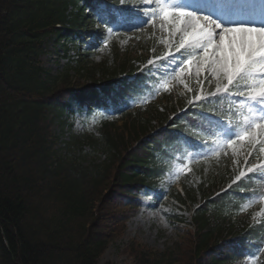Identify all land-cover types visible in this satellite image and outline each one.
<instances>
[{
  "label": "trees",
  "instance_id": "1",
  "mask_svg": "<svg viewBox=\"0 0 264 264\" xmlns=\"http://www.w3.org/2000/svg\"><path fill=\"white\" fill-rule=\"evenodd\" d=\"M84 1L0 0V264H100L135 214L137 198L168 164L169 151L162 147L170 135L154 129L174 108L171 97L162 111L153 105L119 127L105 128L102 162L76 153L68 157L57 148L51 130L55 108H63L68 96L98 98L96 83L114 91L118 72L133 69L131 57L119 51L116 66H102L100 77L96 67L86 69L89 82L42 66L49 36L69 38L89 28ZM123 94L117 90L112 98ZM71 144L76 151L78 143ZM220 182L211 176L201 185L203 194L209 198ZM221 205L204 204L194 230L166 250L133 241V264H240L230 239L246 230L264 236V227L250 229L247 219L232 220Z\"/></svg>",
  "mask_w": 264,
  "mask_h": 264
},
{
  "label": "rangeland",
  "instance_id": "2",
  "mask_svg": "<svg viewBox=\"0 0 264 264\" xmlns=\"http://www.w3.org/2000/svg\"><path fill=\"white\" fill-rule=\"evenodd\" d=\"M123 3L130 4V11L133 10L135 6L137 12L141 13L142 16L151 7L150 4H146L145 0H123ZM152 3H155L152 0ZM122 20V19H119ZM161 21L159 19L151 20L149 23L145 24L144 27L135 30V27L130 26H113L109 25L106 38L100 43L95 44L93 49H89V45L93 43V38H88L84 40L82 47H79V42L77 45L72 43H63V41H58L56 36H51L46 42L47 53L42 56V62L44 67L53 74L67 73L69 72L74 77H80L81 80H86L85 82L91 81L90 73L86 69L96 67L99 72H97V78L101 76L103 70L102 66L108 69H113L117 64V54L116 47L124 54L128 55H138V50L141 49L144 39L155 40V44L159 47L170 48L179 42V37L174 38L169 31L162 30ZM116 44V47H115ZM106 45V46H105ZM135 45L137 49L133 48ZM146 46V43H145ZM79 47V48H78ZM90 53L88 56H80L82 53ZM137 53V54H136ZM140 55V54H139ZM83 59L85 63V69H82ZM196 65L192 64L190 68H186L184 73L180 74L171 81L169 84L171 91L173 87L175 88V93H179L180 97H185L188 95L190 90L196 84L199 86L203 83L202 77L204 71H200L199 74L195 71ZM209 76V74H207ZM207 79V78H205ZM204 84L208 82V85L216 86V81L211 77L205 80ZM84 82V81H83ZM152 94H150L151 96ZM155 102L157 105H162L164 103L163 98L158 96L155 97ZM143 100L136 101L135 104L138 106L137 102L142 103ZM74 110L68 108L65 113L61 114L60 110L57 109L56 113L52 112V117L56 120L53 124L52 130L54 135L58 137V146L61 152L67 147L72 145L73 141H79L77 144V149L82 152L84 156L90 157L95 162L104 161V156H96L89 150L88 143H92L91 138H87L88 135H94L93 138L98 139L99 137V125L98 119L90 118L87 115V107L85 105H80V103L74 102ZM63 120V122H62ZM120 122L118 125H121ZM238 146L234 145L232 155L225 156L229 164H234L238 161ZM242 148V147H241ZM243 149V148H242ZM76 154H81L80 152H75ZM102 154V153H100ZM218 154L217 152L214 154ZM182 159L185 162H180L179 158L176 157L174 161L175 171H172L164 177L161 182L160 188L157 192L150 191L148 193H143L140 197V206L135 215H132L127 221L126 229L123 234L112 242L108 249L105 251L104 255L100 260V264H133L134 256L131 253V243L133 241H138L140 244L151 250H164L168 246L172 245L176 240H178L180 233L183 229L187 228V219L190 214V210L193 204L190 201V197L186 194L187 203L183 204L175 199L172 194L176 190H184V184L189 188V193L191 197H196V203H198L202 197L200 196L199 184L202 181V176H200L196 171L191 173V176L185 178L182 176L184 167L187 165L197 168L198 160L193 156L192 151H186ZM220 162V161H219ZM210 163L204 164L206 168L204 169V174L212 172V167L210 168ZM220 165V164H219ZM222 165V164H221ZM220 165V166H221ZM254 206L258 208L256 217L264 216V200L254 202ZM122 208V207H121Z\"/></svg>",
  "mask_w": 264,
  "mask_h": 264
},
{
  "label": "snow or ice",
  "instance_id": "3",
  "mask_svg": "<svg viewBox=\"0 0 264 264\" xmlns=\"http://www.w3.org/2000/svg\"><path fill=\"white\" fill-rule=\"evenodd\" d=\"M145 3L151 7L144 16L137 12L129 18L134 21L132 27L159 19L162 30L179 37L177 51H185L178 61L173 57L171 71L179 77L195 63L198 74L207 71L216 81V90L209 92V97L224 94L220 98L235 99L239 105L242 118L235 124L231 120L224 123L208 118L210 126L204 131L215 139L211 144L198 142L203 151L197 155H208L225 143L233 148L239 141L259 144L264 152V9L257 17L241 0H155V3L145 0ZM164 90H168L166 83ZM245 175L241 172L236 180ZM260 199L264 200V196Z\"/></svg>",
  "mask_w": 264,
  "mask_h": 264
}]
</instances>
